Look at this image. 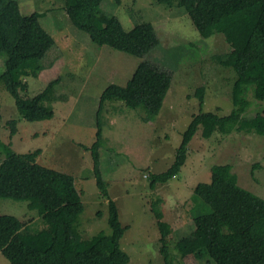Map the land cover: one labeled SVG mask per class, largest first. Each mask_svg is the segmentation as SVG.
<instances>
[{"label":"rangeland","instance_id":"374dc122","mask_svg":"<svg viewBox=\"0 0 264 264\" xmlns=\"http://www.w3.org/2000/svg\"><path fill=\"white\" fill-rule=\"evenodd\" d=\"M18 1L23 14H44L40 22L55 40L43 60L45 68L40 76L24 79L28 89L21 92L22 97H35L51 82H60L41 102L55 112L54 117L35 122L21 116L15 98L0 82V166L9 152L25 154L42 149L40 165L72 175L85 206L78 221L83 240L100 233L112 234L109 200L102 197L92 154L84 148L96 141L100 97L110 84L125 86L144 59L166 68L173 76L155 120H146L144 106L132 108L117 100L107 101L100 116L101 168L120 221L129 227L121 241L130 256L128 264H165L156 213H161L177 238L190 234L195 229L193 217L210 212L194 190L199 183L211 182L215 165H230L239 186L264 199V135L247 130L231 134L216 131L206 139L200 126L180 174L155 189L150 186L151 173L164 172L174 163L184 132L193 115L200 113L197 88L205 87L203 112L226 116L234 108L232 91L237 73L219 60V55L232 51L224 34L203 37L186 9L176 4L104 0V10L117 16L126 31L142 23H151L156 29L160 44L141 59L92 43L85 31L71 23L63 0ZM3 66L1 58L0 74ZM244 95L251 102L247 117L264 107V101L254 96V86ZM11 120L17 121L13 136ZM28 204L27 200L0 199V216H15L32 224L33 230L42 228L38 212L30 210ZM172 252L174 263L179 264V253ZM0 264H11L1 251Z\"/></svg>","mask_w":264,"mask_h":264},{"label":"trees","instance_id":"16d2710c","mask_svg":"<svg viewBox=\"0 0 264 264\" xmlns=\"http://www.w3.org/2000/svg\"><path fill=\"white\" fill-rule=\"evenodd\" d=\"M71 23L85 31L99 47L108 46L131 56L144 59L159 44L151 23L136 25L126 31L120 19L103 9L104 0H63ZM119 4L121 0H116ZM170 6L186 9L197 29L205 38L224 34L232 51L219 55L224 67L233 68L237 79L233 85L234 108L229 115L203 112L205 87L195 95L200 100V113L183 134L176 150L175 161L166 171L151 173L150 186L166 184L178 176L188 159V147L198 128L210 139L214 132L231 134L238 130L264 135V107L254 115L246 114L251 102L245 97L250 86L254 96L264 101V0H158ZM44 14L25 15L18 0H0V59L3 71L0 82L15 98L17 110L28 121L50 120L55 112L41 102L60 82H51L32 98L21 92L28 89L27 77H38L44 70L43 60L55 44L54 38L40 22ZM170 71L151 60L141 61L125 86L110 84L100 97L96 113L98 131L91 147L97 186L102 197L109 200L111 235L100 233L83 240L78 221L85 210L82 191L77 189L72 175L44 167L38 163L42 149L25 154L9 152L0 166V199L29 201L44 223L33 230L32 224L15 216H0V251L11 264H128L130 256L121 247L129 229L120 221L116 202L109 195L101 168L103 134L100 116L109 100L146 108V120L153 122L160 113L171 88ZM11 135L17 121L9 122ZM84 146V145H82ZM195 195L210 207L209 213L193 217L195 229L177 238L171 225L156 213L161 232L160 253L165 264H175L172 249L179 253V264H264V199L238 184L228 164L212 168L210 183H199Z\"/></svg>","mask_w":264,"mask_h":264},{"label":"clouds","instance_id":"9594fccd","mask_svg":"<svg viewBox=\"0 0 264 264\" xmlns=\"http://www.w3.org/2000/svg\"><path fill=\"white\" fill-rule=\"evenodd\" d=\"M104 9V8H103Z\"/></svg>","mask_w":264,"mask_h":264}]
</instances>
